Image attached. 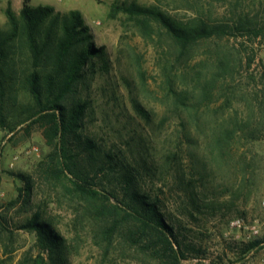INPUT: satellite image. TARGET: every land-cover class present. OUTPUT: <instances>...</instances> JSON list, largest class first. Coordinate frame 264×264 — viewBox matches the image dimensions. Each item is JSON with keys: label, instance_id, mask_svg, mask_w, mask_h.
<instances>
[{"label": "rangeland", "instance_id": "374dc122", "mask_svg": "<svg viewBox=\"0 0 264 264\" xmlns=\"http://www.w3.org/2000/svg\"><path fill=\"white\" fill-rule=\"evenodd\" d=\"M22 4L0 0V264H264V0H29L79 12L89 38L64 54L62 26L51 17L29 34ZM135 7L199 37L183 47ZM89 44L98 53L71 80ZM184 91L194 108L175 101ZM54 104H85L68 164L100 196L71 184L45 117ZM234 120L220 160L214 140ZM134 191L172 227L178 262L149 250L127 208ZM31 220L45 223L50 251L24 227Z\"/></svg>", "mask_w": 264, "mask_h": 264}, {"label": "trees", "instance_id": "16d2710c", "mask_svg": "<svg viewBox=\"0 0 264 264\" xmlns=\"http://www.w3.org/2000/svg\"><path fill=\"white\" fill-rule=\"evenodd\" d=\"M29 0H23L22 8L20 10V16L23 20L24 26L29 34H32L39 26L43 25L45 21L49 18L54 17V23L62 26L64 39L60 43L61 54L67 53L70 48L76 42V35H84L86 33V27H84L83 20L80 17L79 12H72L68 15H61L55 12L51 6H38L31 7L28 5ZM130 13L136 15H152L156 21L161 23V25L171 34L175 35L176 39L182 44L183 47L192 44L194 40L199 37V34H195L193 31L189 33L187 31L178 30L175 25H173L167 17H164L160 12L153 13L149 10L142 8H128ZM5 15L13 28L17 26L15 14L10 7L5 10ZM87 37L89 36H82ZM97 51L93 48L92 44H89L83 51L75 55L72 62V67L70 69L71 80H76L80 77V71L83 66L91 57H96ZM0 91L2 88L0 86ZM34 94L36 90L33 89ZM176 94L175 101L182 104L185 108H194L195 102L185 91L183 94ZM37 105H41L39 97H35ZM54 112L46 114L45 117L49 118V123L55 138L57 139L55 149L58 154V158L62 161V166L64 169L74 176L71 184L73 187L83 192L89 197L100 196L96 190H94L89 183L87 177H84L74 171L68 164V160L71 157V150L69 148L70 142L73 140L76 143V133L80 127V122L83 119L85 104L75 105L70 110H66L60 104H54L52 106ZM56 111V112H55ZM141 113V111H139ZM238 122L234 120L229 123V127L225 126L222 133L214 140L213 150L218 151V159L223 160L225 156H228L230 151L231 142L236 134L235 128ZM245 127V126H242ZM248 129V127H246ZM245 128V129H246ZM241 129V127H239ZM249 141L254 139L249 130L248 132ZM248 143V142H247ZM86 145L91 144L90 141L85 142ZM125 194L128 195L129 184L125 182ZM127 208L130 210V217L139 223V228L143 236L148 238L149 250L153 251L154 256L158 259L175 261L182 259V250L179 242L176 240L172 227L165 221L162 214L159 212L158 205L154 201H149L144 195H140L137 191H134L129 197V202ZM43 224L37 223L35 220L29 221L24 227L30 228L35 231L38 241L40 242L42 250L50 251V241L52 236L50 232H46L43 228ZM43 225V226H42ZM257 242L250 244V247L257 246ZM50 248V249H49ZM39 259V257H38ZM38 259L31 261V264H41L42 262Z\"/></svg>", "mask_w": 264, "mask_h": 264}, {"label": "built area", "instance_id": "2783aa9c", "mask_svg": "<svg viewBox=\"0 0 264 264\" xmlns=\"http://www.w3.org/2000/svg\"><path fill=\"white\" fill-rule=\"evenodd\" d=\"M261 208L264 210V184H263V191H262V199H261ZM232 227H236V228H242L243 230L244 229H249V231L252 233V234H256L257 233V230L254 229V227H247L246 224H244L243 220H240V219H236L234 221L231 222L230 224Z\"/></svg>", "mask_w": 264, "mask_h": 264}]
</instances>
